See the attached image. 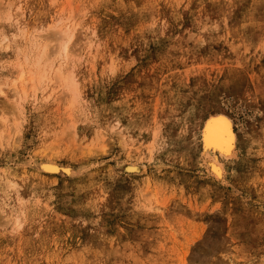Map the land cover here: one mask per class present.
Listing matches in <instances>:
<instances>
[{
  "label": "rangeland",
  "instance_id": "1",
  "mask_svg": "<svg viewBox=\"0 0 264 264\" xmlns=\"http://www.w3.org/2000/svg\"><path fill=\"white\" fill-rule=\"evenodd\" d=\"M0 91V264H264V0H0Z\"/></svg>",
  "mask_w": 264,
  "mask_h": 264
},
{
  "label": "bare ground",
  "instance_id": "2",
  "mask_svg": "<svg viewBox=\"0 0 264 264\" xmlns=\"http://www.w3.org/2000/svg\"><path fill=\"white\" fill-rule=\"evenodd\" d=\"M63 34L65 36L67 35L66 32H64ZM64 35H61L62 36V38H60L61 44L57 45L58 49L60 46L62 53L66 52L67 44L69 43V41L71 39L70 38L68 41L65 40ZM57 71H59V70H57ZM17 81L19 82V80H17ZM0 93L2 94L1 91H0ZM221 117H218V118L215 117L216 119L209 120L208 122L205 123V128L203 129V132H202L203 133L202 134L203 140L201 139L202 143L205 144L203 146L206 147V150L204 147V150L206 151V154H204V155H206V156L208 155L209 160H210L209 164L211 166V170L215 175H218L220 173V169H221L220 164L217 162V160L215 158V151L219 152L218 154L221 156L228 157L229 153H231V151L233 149L232 143L234 142V134L231 130L230 122L227 119H225V120L223 118L221 119ZM205 151H204V153H205ZM209 155H212V156H209ZM127 168L126 169L129 171H134V172L138 171L137 167L129 166ZM42 170L45 172H48V173H54L58 169L54 163L44 162L42 164ZM65 171H67V170H65ZM67 173H71L70 170H68ZM6 185H7V183H6ZM7 188H8V185H7Z\"/></svg>",
  "mask_w": 264,
  "mask_h": 264
}]
</instances>
